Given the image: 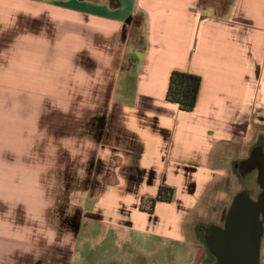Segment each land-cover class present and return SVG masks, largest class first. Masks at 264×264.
Listing matches in <instances>:
<instances>
[{
  "label": "crops",
  "instance_id": "1",
  "mask_svg": "<svg viewBox=\"0 0 264 264\" xmlns=\"http://www.w3.org/2000/svg\"><path fill=\"white\" fill-rule=\"evenodd\" d=\"M55 1L0 0V111L16 98L21 119L0 142L24 147L6 170L45 178L51 194L46 234L0 241V264H86L123 237L183 243L207 209L221 215L211 191L227 196L233 168L254 148L264 159V0ZM174 70L202 78L191 113L166 101ZM72 169L83 182L65 210H79L75 226L53 217ZM240 176L259 187L257 169ZM163 186L171 202L148 212L142 200Z\"/></svg>",
  "mask_w": 264,
  "mask_h": 264
},
{
  "label": "rangeland",
  "instance_id": "2",
  "mask_svg": "<svg viewBox=\"0 0 264 264\" xmlns=\"http://www.w3.org/2000/svg\"><path fill=\"white\" fill-rule=\"evenodd\" d=\"M32 2L41 5H53L57 3L55 0H32ZM101 2H103V0H89V3L95 5ZM137 24L139 26L134 31L135 33H133V36L137 39L138 47L141 48L143 46L142 20L140 19ZM5 103H7L5 99L0 98V104ZM8 103L12 105L13 109L0 111V122H6L10 127L5 126L4 129L0 130V139L5 138V136H16L20 133L18 128L21 124V119L20 114L18 116V112L16 111V98L9 99ZM96 123L94 121V124H91L94 129L99 127L103 122ZM5 128L8 129L7 132H5ZM1 143L3 142H0V241L7 239L14 243L24 245L31 244L26 243V238L32 239L33 236H40L47 232V230L44 229V213L46 207L50 203L51 194L49 188L43 186V184L46 183L44 182L45 178H38L32 175L21 177L16 174V171L6 170V166L11 165L13 162L16 163L15 170L18 169V160L21 159L17 156V153L23 152L24 147L21 145V147L18 148V146L13 145V142L9 143L8 146L7 142L6 144ZM254 145L255 144L249 145L248 156L252 148L255 147ZM33 149L35 151L34 147L27 146V151L29 150V152H32ZM71 172L73 175L69 174L67 176L66 173L63 178H60L63 184L67 185L65 187L67 191L60 192L59 200L61 203L57 210L53 212V217L57 220V223L75 226L79 217V210L73 208L71 210V216H65V210L69 207L70 190H72L73 187L79 188L83 182L75 176L73 169ZM238 172V169L233 168L232 176L224 179V190L227 189V196H221L222 194H219L220 191H211L216 201L222 199L221 215L218 214L215 216V210L207 209L206 218H204L205 215L203 214V219L199 221L200 224L198 223L195 226L194 232L190 226H185L183 243H174L149 237L137 236V238L133 237L130 239L123 237L118 240V248H109V241L105 242L103 249H97L98 255L94 258H89L86 264H196L201 252L205 255L203 260L208 261L210 255L206 250L205 241L202 238L204 237L205 228H208L213 222H219L220 226L223 225L226 213L231 205L233 193L237 191L239 187H241L242 190L247 189L252 199H256L257 195L260 193V188L255 182L252 184L247 183V179H243ZM220 211L221 209L217 210L218 213ZM187 222H189V220ZM198 234H201L202 240H200ZM22 238H24L25 242ZM260 256L264 258V237L263 241H261Z\"/></svg>",
  "mask_w": 264,
  "mask_h": 264
},
{
  "label": "water",
  "instance_id": "3",
  "mask_svg": "<svg viewBox=\"0 0 264 264\" xmlns=\"http://www.w3.org/2000/svg\"><path fill=\"white\" fill-rule=\"evenodd\" d=\"M261 159V158H260ZM260 193L242 191L232 200L222 226H209L205 242L214 264H260L264 234V159L259 160Z\"/></svg>",
  "mask_w": 264,
  "mask_h": 264
},
{
  "label": "trees",
  "instance_id": "4",
  "mask_svg": "<svg viewBox=\"0 0 264 264\" xmlns=\"http://www.w3.org/2000/svg\"><path fill=\"white\" fill-rule=\"evenodd\" d=\"M202 78L199 75L183 73L174 70L169 75L166 91V101L178 106L179 110L185 113L194 111L199 95ZM174 190L170 187H160L154 198L143 199L141 206L146 205L148 212H152L157 202L170 203ZM199 235V234H198ZM201 234L199 235L202 240ZM206 247V243H205ZM206 250L208 251L207 247Z\"/></svg>",
  "mask_w": 264,
  "mask_h": 264
},
{
  "label": "flooded vegetation",
  "instance_id": "5",
  "mask_svg": "<svg viewBox=\"0 0 264 264\" xmlns=\"http://www.w3.org/2000/svg\"><path fill=\"white\" fill-rule=\"evenodd\" d=\"M260 152H261V148H254L250 158L246 162H243L242 164L238 165V170H239L240 175H242L248 169L255 168L258 170V167L261 165L259 163V160H261L260 159V156H261ZM208 231H209V227L205 228L204 238L208 234ZM263 237H264V234H263ZM263 237H262V239H263Z\"/></svg>",
  "mask_w": 264,
  "mask_h": 264
}]
</instances>
